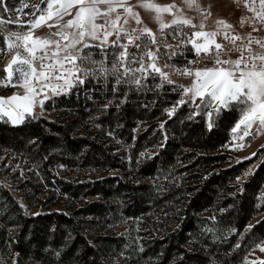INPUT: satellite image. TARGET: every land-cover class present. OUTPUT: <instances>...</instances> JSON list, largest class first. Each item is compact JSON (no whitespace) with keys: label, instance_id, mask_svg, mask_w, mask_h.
Instances as JSON below:
<instances>
[{"label":"trees","instance_id":"obj_1","mask_svg":"<svg viewBox=\"0 0 264 264\" xmlns=\"http://www.w3.org/2000/svg\"><path fill=\"white\" fill-rule=\"evenodd\" d=\"M157 94L132 95L117 109L61 97L45 105L54 113L50 117H27L20 125L0 120V154L21 156L33 168L20 185L21 198L0 183V264L8 250L17 253L19 264H106V256L122 242L95 232L109 222L110 210L137 218L161 209V218L167 213L166 221L173 224L160 229L154 220H144L148 236L134 253L136 264H208L211 259L238 264L264 239V215L249 230L251 218L264 214V156L236 182L262 147L255 155L231 160L223 146L235 112L214 116L209 130L205 115L188 118L187 104L165 115L163 106L175 96ZM58 163L76 173L104 175L59 177L53 169ZM156 177L154 185L142 180ZM49 190L44 204L58 191L68 207L29 213L27 207ZM206 210L210 217H201Z\"/></svg>","mask_w":264,"mask_h":264},{"label":"snow or ice","instance_id":"obj_2","mask_svg":"<svg viewBox=\"0 0 264 264\" xmlns=\"http://www.w3.org/2000/svg\"><path fill=\"white\" fill-rule=\"evenodd\" d=\"M40 3L45 7L33 5V11L24 14L28 19L22 20L16 12L28 7L24 0L16 10L0 0V13H10L6 19L0 16L3 44L0 54L6 59L0 87L21 90L11 96H0V120L6 118V122L20 125L27 117L36 119L39 115L36 109L42 111L46 100L66 94L89 77L104 81L113 77V91L121 84L139 89L149 77H159L160 84L156 87H163L165 83H174L171 73L164 71L173 68L191 82L178 86L180 99L168 110L170 117L178 106L187 104L194 109L188 118L205 115L211 130L214 116L235 112L233 140L244 141L246 137L264 133V36L253 35L264 32V0H236L237 4L243 3L248 13L239 21L241 28L251 27L252 31L246 34L236 32L223 19L216 20L212 29L207 30L206 21L211 14L201 8L199 0H181L183 6L175 0L167 5L156 0L135 3L40 0ZM137 8L151 14L156 32L143 23ZM186 9L198 16L187 15ZM197 19L199 22L194 23ZM45 28L47 32L38 34V30ZM169 37L176 43H170ZM218 37L226 43L218 42ZM90 49H99L101 58L95 59L92 51H85ZM184 50L195 56L184 67L175 68L167 60L160 64L163 56L171 60L183 55ZM201 61L207 63L192 67ZM245 146L240 143L236 149ZM257 247L264 252V243ZM245 264H264V260L257 258Z\"/></svg>","mask_w":264,"mask_h":264},{"label":"rangeland","instance_id":"obj_3","mask_svg":"<svg viewBox=\"0 0 264 264\" xmlns=\"http://www.w3.org/2000/svg\"><path fill=\"white\" fill-rule=\"evenodd\" d=\"M9 4L4 0V3L8 5L9 7L13 8V10L21 8V2L22 0H17L14 2V0H9ZM28 4V7L22 8V11H17L16 15L19 16L22 20H27L28 16L24 15L25 13H30L33 11V5H40V7H45V5L40 3V0H24ZM136 0H132V3H135ZM157 3L161 5H167L173 3V0H156ZM175 3L179 6H183L181 4V0H175ZM199 3L201 5V8L205 12H210V16L208 17L206 21V25L208 29H212L214 26V22L218 19H223L227 21L228 23L234 25L237 21V16L239 15L240 11L237 10L233 4V0H199ZM137 11H139L141 19L143 20V23L146 24L149 28H156V23L152 20L151 14L144 11L143 9L137 8ZM187 15L189 16H198V14L195 11L187 10ZM10 15V13H0V16L3 18H7ZM67 19V18H66ZM166 19H171V17H166ZM198 19L194 21V23H198ZM9 27L15 28V25H9ZM43 32H47V29H41L38 30V34H41ZM113 39V37H112ZM6 65V59L3 54H0V77L4 76V68ZM203 67V66H201ZM178 75V74H177ZM185 78V76H183ZM188 80V81H187ZM187 82H191L189 78H187ZM183 81V79H182ZM21 91L18 88H12L7 87L3 88L0 87V96H11L14 92ZM50 102L53 104L54 99H48L45 101V105ZM197 103H199V100H197ZM43 106V110L37 108L36 112L39 115L50 117L54 113L50 110H46V106ZM189 111L192 113L194 109L188 105ZM206 117V116H205ZM208 119V118H207ZM6 122V118L3 120ZM10 123V122H8ZM162 122H159L158 126H161ZM234 126V125H233ZM253 133H255V128H253ZM107 135H110V133H107ZM232 132L230 135V138L228 142L223 146V150L228 152L231 155V160L233 159H241V158H247L249 156H252L253 153L257 151L258 148H261V151L259 153L258 159L253 162L248 170H246L242 177H238L236 179L237 183H240L243 178L246 176L245 173H248L251 171L257 164V162L264 156V133H261L259 135H255V138L252 136L246 137L244 141L239 140H233L232 139ZM243 143L246 146L243 147L240 150L236 149V145ZM148 152H152V150H148ZM54 172L59 177H67V178H73V179H80L83 178H95L96 176L104 175L102 172L98 171H91L81 173V172H75L72 171L69 166L63 165L61 163L55 164L53 166ZM33 171V168L21 157L18 155H9L7 151H1L0 154V183L5 184L6 186H9L11 190L14 192V194L21 198V195L23 193V190L20 188V185L23 183V181L27 178L28 174ZM142 180H148L149 183L155 184L154 180H160L158 177L155 179L153 178H142ZM171 179L169 182H172ZM163 184L159 182L158 186H162ZM48 190V189H47ZM49 191H46L42 197H37L33 202L35 204L31 205L30 208L27 207V211L29 213L34 212H46L48 210H60L62 208L68 207V201L66 196L60 195L58 191H56L55 194H52V202H49L48 204H44V202H47V194L49 195ZM41 198V199H40ZM22 204L26 207L27 204L24 200H21ZM119 209V208H118ZM161 209L152 208L146 216L137 217V218H131L129 216H125L120 213H115L112 210L109 211L107 214L109 219V222L105 224L103 227L101 224L98 225L95 229V232H103L104 234H111L114 236L121 237V244L113 251V253L106 256L105 261L106 264H136L135 262V255L134 253L137 250H140L142 247V243L144 238L148 236L147 228L144 226V220H154L155 223H157L158 228L163 229L165 226H173L172 223H169L166 221V215L167 213H163L162 218L160 216ZM201 217H210L209 211L206 210L202 213H199ZM262 213L255 215L251 220L249 221V225L257 221L260 217H262ZM204 222H202L203 224ZM204 225V224H203ZM201 226V222H200ZM202 229H205L204 226L201 227ZM9 237L11 238L13 234L11 233V230L8 231ZM264 243V239L260 240L256 244H254L245 254L242 261L238 264H245V261H256L257 258L259 260H264V252H261L259 250V247L257 245H260ZM17 253L11 252L8 250L6 253L5 258L3 259V264H19L17 261ZM24 264H30L29 262H26ZM208 264H217L215 260L211 259L210 263Z\"/></svg>","mask_w":264,"mask_h":264},{"label":"built area","instance_id":"obj_4","mask_svg":"<svg viewBox=\"0 0 264 264\" xmlns=\"http://www.w3.org/2000/svg\"><path fill=\"white\" fill-rule=\"evenodd\" d=\"M22 3V2H21ZM233 4L237 10L240 11L239 15L237 16L236 24L233 25L236 32L241 34H246L252 31L251 27L245 26L244 28L240 27L239 21L240 18L244 15H247V11L245 7L243 6V3L237 4L236 0H233ZM154 32L157 31L156 28H151ZM187 31H191V29H186ZM207 30H211L208 29ZM253 35H259L264 36V32L260 33H253ZM114 39V37H113ZM169 42L175 44L176 42L171 40L169 37ZM218 42L220 43H226L221 37H218ZM85 51H92L94 54L95 59H100L99 56V49H90ZM162 51H166L165 49H162ZM236 54H233V58H235ZM195 59L194 53L188 52L187 50H184L183 55H177L171 58V60H168L167 56H163L160 60V64L163 65L164 62L167 60V62L170 65H173L175 68H182L186 65L187 61H191ZM207 63L206 61H201L199 64L192 65V67H201L204 66V64ZM164 71L171 73V79L174 81L173 84H167L165 83L163 87H156V85L160 84L159 77L156 79H153L152 77H149L148 80L143 81V87H140L139 89L135 85H129V84H121L116 87V90L113 91V85L115 83V80L113 77H109L107 81H104L101 79H93L92 77H89L84 84L77 85L76 87L69 90L66 94H61L59 96H52L50 99H59L61 97H74L81 100H96V103H101L102 108H120L121 106L131 102V96L132 95H152L156 93H164V92H170L174 94V99L171 103H167L163 106L162 112L168 116V110L173 108L177 105V101L180 99V89L178 88L179 85H189L190 82H187V77L183 78L182 75H177V73L174 72L173 68H165ZM183 79V81H182ZM187 80V81H186ZM175 89V91L173 90ZM158 95V94H157ZM155 100V99H154ZM143 105L146 104L144 100L140 101ZM45 105V103H44ZM183 106V105H182ZM181 106H178L176 108L179 109Z\"/></svg>","mask_w":264,"mask_h":264}]
</instances>
